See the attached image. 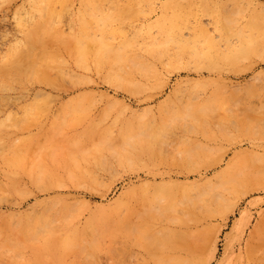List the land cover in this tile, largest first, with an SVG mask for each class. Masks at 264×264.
I'll use <instances>...</instances> for the list:
<instances>
[{"label":"rangeland","instance_id":"rangeland-1","mask_svg":"<svg viewBox=\"0 0 264 264\" xmlns=\"http://www.w3.org/2000/svg\"><path fill=\"white\" fill-rule=\"evenodd\" d=\"M248 165L264 0H0V264H264Z\"/></svg>","mask_w":264,"mask_h":264},{"label":"bare ground","instance_id":"bare-ground-1","mask_svg":"<svg viewBox=\"0 0 264 264\" xmlns=\"http://www.w3.org/2000/svg\"><path fill=\"white\" fill-rule=\"evenodd\" d=\"M257 48V47H256ZM110 53V52H109ZM119 53H117V55H118ZM116 56V55H115ZM112 57V56H111ZM121 57V56H120ZM118 59H120V58H118ZM122 60V59H121ZM117 61V60H116ZM120 61V60H119ZM118 61V62H119ZM123 61H125L124 59H123ZM120 63V62H119ZM119 66V65H118ZM188 117V116H187ZM193 118V117H192ZM177 119V118H176ZM187 119V118H186ZM195 120V119H194ZM204 123V122H203ZM197 125V124H196ZM204 125V124H203ZM141 134V133H140ZM145 135V134H144ZM158 135V134H157ZM136 137V136H135ZM140 137V136H139ZM135 140V139H134ZM106 141V140H105ZM100 144V143H99ZM96 146V145H95ZM75 147V146H74ZM73 148V147H72ZM76 148V147H75ZM110 149V148H109ZM114 152V151H113ZM117 153V152H116ZM53 155V154H52ZM74 158V157H73ZM102 159V158H101ZM104 160V159H103ZM105 160H106V158H105ZM104 160V161H105ZM103 161V162H104ZM39 167V166H38ZM261 173H264V171L262 170V169H260V168H254V165L253 166H251V165H248V168H245V167H241V168H239V169H237V170H235L234 172H232V173H228V174H224V175H222L221 176V178H220V180H221V182H220V186L218 187V189H222L223 191L225 190V191H227V192H232V191H236L237 189H238V187L239 186H241V184H242V188H246L245 187V183H247L248 181H250V180H252L254 177H256V176H258V175H260ZM72 177V176H71ZM75 181V180H74ZM215 190V189H214ZM212 191V190H211ZM215 193V192H214ZM243 193V192H242ZM184 195V194H183ZM202 196H204L203 195V193H202ZM222 197L223 196H221V195H219V194H216L215 193V195L214 196H211L210 197V200H211V204H215V205H222V203H223V199H222ZM193 199V198H192ZM192 199H190L191 201H193ZM196 200V199H195ZM199 200H200V198H199ZM189 201V200H188ZM190 201V202H191ZM201 202H202V198H201V200H200ZM186 202V201H185ZM197 204H199V202L197 203ZM196 204V205H197ZM224 205V204H223ZM49 207V206H48ZM48 210V209H47ZM33 223V222H32ZM39 225H40V223H39ZM42 226H43V224H42ZM43 228V227H42ZM40 229H41V227H40ZM43 230V229H42ZM166 233V232H165ZM164 233V234H165ZM162 234V233H161ZM163 234V235H164ZM204 236V235H203ZM146 237V236H145ZM163 237V236H162ZM168 237V236H167ZM144 238V237H143ZM152 238V237H151ZM164 239H165V237H163ZM193 238L195 239V237L193 236ZM192 238V239H193ZM71 242V241H70ZM18 243H20V242H18ZM66 244H67V242H66ZM260 248H262V247H260ZM254 250V249H253ZM253 250L251 251V253L253 252ZM255 250H256V248H255ZM254 250V251H255ZM84 252V251H83ZM153 257V256H152ZM263 261V260H262ZM158 262V261H157ZM168 262V261H167ZM166 262V263H167ZM165 263V262H164ZM168 264H172V263H168ZM180 264V263H179Z\"/></svg>","mask_w":264,"mask_h":264}]
</instances>
